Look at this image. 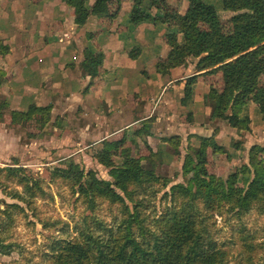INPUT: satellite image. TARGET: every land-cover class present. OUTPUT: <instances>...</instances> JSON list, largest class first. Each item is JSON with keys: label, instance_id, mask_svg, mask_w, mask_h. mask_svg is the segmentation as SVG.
I'll return each instance as SVG.
<instances>
[{"label": "rangeland", "instance_id": "374dc122", "mask_svg": "<svg viewBox=\"0 0 264 264\" xmlns=\"http://www.w3.org/2000/svg\"><path fill=\"white\" fill-rule=\"evenodd\" d=\"M6 1L16 3L13 9L11 6L5 9L7 15L0 19V44L7 47L6 53H0V70L3 72L0 103L6 104L0 118V244L6 245H0V264H51L56 241L71 240L86 225L95 227L97 221L111 226L124 218L121 204L106 197H95V203L90 207L87 199L78 192L74 175L66 177L59 172L72 164L83 172V176L92 173L98 179L112 182L111 167L99 161L97 156L104 150L106 142L124 140L117 150L110 151L114 166L120 164L121 150L126 149L130 157L140 158L143 167L153 171L156 180L134 188L132 198L139 204L137 209L143 223L158 231L160 227L156 219L177 204L176 198H181L178 192L171 191V187L176 184L192 186V174L184 173L183 164L186 155L192 154L191 149L199 145L200 138L212 135L213 141L221 147L205 149L204 168L209 174L224 180L237 172L238 185L241 186L242 178L248 176L242 175L240 168L249 166L252 155L264 167V120L253 101L246 102L240 112V117L249 118L248 129L234 128L221 119L210 120V114L208 117L203 115V108L202 116H198L202 122L196 121L208 130L207 133L198 131L194 139H190L192 134L186 136L189 131L184 132L182 125L179 127L184 120L192 121L189 106L182 107L184 113L181 115L176 109H170V115L176 111L177 117L174 118L170 115L159 118L163 111L160 112L162 109L158 108L155 100L148 108L132 105L127 110L122 107V113L113 109L109 111L110 107L103 99L86 97L89 88L102 77V63L100 74L94 78L88 76L84 88L80 87V78L87 76L80 66L85 50L102 52L98 51L99 48L80 43V26L66 20L70 15L72 21L74 18L67 0H56L57 4L50 5L47 3L54 0ZM89 1L86 0L88 4ZM176 1L172 6L167 0H142L140 7L149 15L148 19L133 23L129 11L128 22L133 29L139 23L150 21L154 24L153 32L159 30L158 26H163L166 34L175 29L173 18L165 19L167 11L178 16L186 11H196L190 0ZM204 1L215 7L220 22L227 29L233 13L223 10L220 0ZM113 2L110 11L115 10ZM131 3L133 5V0ZM153 9L156 14H153ZM157 11L160 12L159 18H156ZM59 19L67 21L66 24L59 23ZM81 39L82 42L86 40ZM139 45L143 46L140 42ZM135 49L132 47L129 54ZM25 52L27 55L23 62L27 66L17 70L18 73H10L7 69L9 61L12 63L15 57ZM29 53L38 54L36 68L29 64ZM58 54L65 61L62 71L54 62L52 67L48 64L50 56ZM188 59H196L192 70L199 72V58L188 57L186 61ZM143 61L137 59L133 70H139ZM209 75L194 76L195 81L196 78L204 81ZM219 78L217 75L212 77L210 86L220 89L222 80ZM148 83L154 88L152 81ZM260 83L264 84V75L260 77ZM30 104L50 106L48 122L43 125L35 120L12 122L10 112L25 111ZM142 111L147 113L143 115ZM141 116L149 117L136 120ZM144 120L146 132L137 133ZM176 132L185 135L182 137ZM172 136L176 138L171 139ZM253 146L262 150H255V154L251 152ZM123 198L132 208L133 203ZM204 225L211 238L226 251L227 264H264V212L259 210L258 204L242 215L227 208L215 211Z\"/></svg>", "mask_w": 264, "mask_h": 264}, {"label": "trees", "instance_id": "16d2710c", "mask_svg": "<svg viewBox=\"0 0 264 264\" xmlns=\"http://www.w3.org/2000/svg\"><path fill=\"white\" fill-rule=\"evenodd\" d=\"M113 2L115 10L110 11ZM122 0H67L73 9V22L83 25L90 16L114 17ZM196 11H186L182 16L175 12L165 13L173 18L175 29L165 34L169 51L165 59L155 63L157 72L164 74L168 69L184 65L186 58L198 57L199 70L207 69L212 74L220 72V89L210 86L204 96V103L211 109L210 120L221 119L237 129H248L249 118L240 117L242 107L253 101L264 120V0H220L222 9L231 11L228 28H224L215 7L204 0H190ZM142 0H133L130 19L138 23L148 19L141 6ZM181 35V39L178 36ZM7 47L0 44V53ZM103 54L86 49L80 63L82 71L94 78L99 74ZM3 72L0 70V80ZM195 77L187 78L183 87L181 103L185 104L193 94ZM0 103V118L2 109ZM14 123L35 120L41 125L49 120L50 106L30 104L27 110L10 112ZM145 121V122H144ZM137 133L146 132V120ZM176 138V136H172ZM123 139L106 142L104 150L97 156L99 161L110 166L112 182L96 178L92 173L83 176L76 165L61 169L62 175L74 177L78 192L90 207L95 197L107 198L121 204L124 218L111 226L97 221L95 227L86 225L71 240H58L53 246L51 264H227V253L211 238L204 225L215 211L227 208L235 214L247 213L253 205H259L264 212V167L261 162L250 157L249 166H242V185H238L239 175L231 173L226 179L209 174L205 168V149H221L213 141V136L200 138L197 147L187 154L183 171L192 174V186L176 184L171 191L178 192L177 204L156 219L159 231L153 230L140 219L139 204L132 198L134 188H141L156 180L153 171L145 169L140 158L130 157L126 149L121 150L122 160L114 166L112 150H117ZM262 150L253 146L251 152ZM252 174L250 178L249 175ZM133 203L130 208L125 198ZM203 208V211H201ZM3 247H6L5 244ZM11 245V244H7Z\"/></svg>", "mask_w": 264, "mask_h": 264}, {"label": "crops", "instance_id": "0c3cea01", "mask_svg": "<svg viewBox=\"0 0 264 264\" xmlns=\"http://www.w3.org/2000/svg\"><path fill=\"white\" fill-rule=\"evenodd\" d=\"M167 1L169 5L172 6L177 2L176 0ZM53 2L50 1L47 4H57L56 0ZM92 2L93 1L90 0L89 4ZM4 3H6L5 6L2 5ZM15 3V1L10 4V2L6 0H0V19H4V16L7 15V13L5 14V9L8 10L9 6L13 9ZM131 5V0H124L115 17L90 16L88 21L80 26V43L84 46L99 48L98 51H101L103 54L102 77L98 80L97 84H94L89 88V93L86 94V97H91V99H103L104 103L110 107L109 111L113 109L115 112L117 110V112L121 113L123 110L122 107L126 110L132 105L148 108L151 105V102L155 100L157 101L158 108L162 109L160 112L163 111L162 115L159 114V118H168L171 114L170 109L172 108L179 112L178 115H181L184 113L182 107L189 106L190 108L188 111L191 112L192 121L189 122L184 120V123H179V127L182 125L183 127H181V129L184 132L186 130L189 131L186 136L192 134L190 139H194L195 134L198 133V131H204L203 133H207L208 129L206 130L203 126L198 125L196 120L200 121L198 116H202L201 110L203 108V115L205 117L209 116L211 109L204 103V96L211 84L210 80L212 77L217 75L220 77L219 79H221V74L219 72L212 73L208 76V79L204 81H198V78H196L194 85H192L193 94L191 99L187 101V104L181 105L180 99L187 78L193 76L197 77L200 74L208 73L207 69L199 72L193 71L192 68L194 67L196 59H188L186 64L172 67L164 74L157 72L155 69V62L159 59H164L169 51V47L165 40V29L163 26H158L159 30L153 32L154 24L150 21L139 23L132 29L128 22V12L131 10ZM152 12L153 14H156L155 9H153ZM159 13L157 11L158 15L156 18L161 17ZM66 20H70L71 23L74 24L71 15L69 18H66ZM58 22L64 25L67 21L64 22V20L59 19ZM57 26L59 27V24H57ZM102 28L105 30L101 31ZM81 38H85L86 40H83L82 42ZM139 42L140 44H143V46L139 45ZM132 47H136V49L133 50V53L130 55L129 50ZM26 53L27 52L18 56V58L15 57V60H13L12 63L9 61V67L7 69L10 73H18L17 70L23 69L27 66L23 62V60L26 59L24 57L27 55ZM36 55L38 54L29 53L27 56V58L31 57L32 60H29V64L34 65L35 68L37 61ZM139 58L144 60L143 65L139 70L134 71V62ZM48 60V64H50L51 67L52 64L55 63L61 71L65 68V61H63V57H61L60 54L56 56L51 55ZM55 67L56 66H53V68ZM87 80L88 76L80 78L81 88H84ZM151 81L155 84L154 88H151L148 83ZM29 89L31 90L30 85ZM199 105L202 108L199 107ZM176 111H174L170 117H177L175 113ZM111 113L116 115L114 112ZM140 113L141 111H139L138 114ZM145 113H147V111H142L143 115ZM164 113H166V115ZM148 117L149 116H141L137 117L136 120L139 121ZM128 124H130V122ZM128 124H126V126H128ZM182 130L180 131L182 132ZM176 133L182 137L185 135L179 132Z\"/></svg>", "mask_w": 264, "mask_h": 264}]
</instances>
